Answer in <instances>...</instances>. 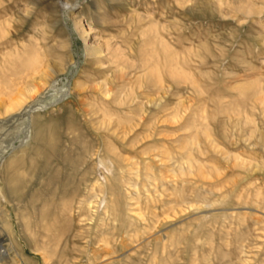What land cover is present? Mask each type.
Listing matches in <instances>:
<instances>
[{"label":"rangeland","instance_id":"374dc122","mask_svg":"<svg viewBox=\"0 0 264 264\" xmlns=\"http://www.w3.org/2000/svg\"><path fill=\"white\" fill-rule=\"evenodd\" d=\"M9 144L0 264H264V0H0Z\"/></svg>","mask_w":264,"mask_h":264},{"label":"bare ground","instance_id":"6f19581e","mask_svg":"<svg viewBox=\"0 0 264 264\" xmlns=\"http://www.w3.org/2000/svg\"><path fill=\"white\" fill-rule=\"evenodd\" d=\"M70 10L72 11V8L70 7ZM70 11V12H71ZM244 11V10H243ZM96 54L97 55H101L102 54V49H101V47H97V49H96ZM18 102H14L13 104H11V105H9V106H7L6 107V112L7 111H10V110H12L13 108H15V106H18ZM14 105V106H13ZM13 106V107H12ZM30 108V107H29ZM26 110H29L28 112L26 111ZM25 110V114H26V116L28 117V118H30L31 116H30V111H31V108L30 109H26ZM8 113V112H7ZM29 135H30V132H24V139L23 140H21L20 141V144H19V146L21 147L22 145H24V143L27 141V139L29 138ZM18 146V147H19ZM17 147L16 146H14L13 144H9V145H7L6 147H3V148H1V151H0V161L2 160V155H4L7 151H10V152H12V151H14L15 149H16ZM13 153V152H12ZM1 212V211H0ZM10 218V217H9ZM11 219V218H10ZM8 220V219H7ZM9 239V238H8ZM1 241V240H0ZM13 246V245H12ZM16 250V249H15ZM7 254H8V251H7V248H5V247H3L2 245H1V243H0V261H3V258L5 257V256H7Z\"/></svg>","mask_w":264,"mask_h":264},{"label":"water","instance_id":"95a60500","mask_svg":"<svg viewBox=\"0 0 264 264\" xmlns=\"http://www.w3.org/2000/svg\"><path fill=\"white\" fill-rule=\"evenodd\" d=\"M11 118H9L8 120H10ZM211 212H213V211H206V212H204V213H201V214H206V213H211Z\"/></svg>","mask_w":264,"mask_h":264}]
</instances>
